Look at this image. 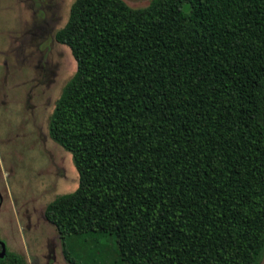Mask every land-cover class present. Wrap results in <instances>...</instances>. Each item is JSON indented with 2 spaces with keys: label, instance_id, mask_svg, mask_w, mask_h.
<instances>
[{
  "label": "trees",
  "instance_id": "16d2710c",
  "mask_svg": "<svg viewBox=\"0 0 264 264\" xmlns=\"http://www.w3.org/2000/svg\"><path fill=\"white\" fill-rule=\"evenodd\" d=\"M55 41L76 62L48 122L78 173L44 210L60 238L112 236L119 264H260L264 0H75Z\"/></svg>",
  "mask_w": 264,
  "mask_h": 264
},
{
  "label": "rangeland",
  "instance_id": "374dc122",
  "mask_svg": "<svg viewBox=\"0 0 264 264\" xmlns=\"http://www.w3.org/2000/svg\"><path fill=\"white\" fill-rule=\"evenodd\" d=\"M74 1L0 0V241L26 264H69L60 246L76 264H119L112 236L63 240L44 218L50 202L78 186L71 154L48 134L76 71L69 48L55 41ZM123 1L140 9L151 0Z\"/></svg>",
  "mask_w": 264,
  "mask_h": 264
},
{
  "label": "water",
  "instance_id": "95a60500",
  "mask_svg": "<svg viewBox=\"0 0 264 264\" xmlns=\"http://www.w3.org/2000/svg\"><path fill=\"white\" fill-rule=\"evenodd\" d=\"M0 246H1V254L0 256H3V254L5 253V245L0 241Z\"/></svg>",
  "mask_w": 264,
  "mask_h": 264
},
{
  "label": "crops",
  "instance_id": "0c3cea01",
  "mask_svg": "<svg viewBox=\"0 0 264 264\" xmlns=\"http://www.w3.org/2000/svg\"><path fill=\"white\" fill-rule=\"evenodd\" d=\"M59 252H60V256H63V249L61 248V246H60V248H59ZM63 259H64V262H65V258H64V256H63ZM51 262V261H50Z\"/></svg>",
  "mask_w": 264,
  "mask_h": 264
},
{
  "label": "flooded vegetation",
  "instance_id": "af4514ba",
  "mask_svg": "<svg viewBox=\"0 0 264 264\" xmlns=\"http://www.w3.org/2000/svg\"><path fill=\"white\" fill-rule=\"evenodd\" d=\"M0 248H1V246H0ZM7 249H6V247H5V251H6ZM0 254H1V251H0ZM1 257V256H0ZM26 264V263H25Z\"/></svg>",
  "mask_w": 264,
  "mask_h": 264
}]
</instances>
